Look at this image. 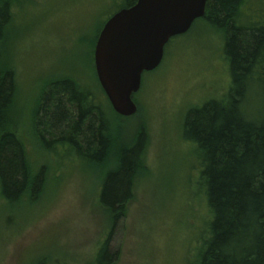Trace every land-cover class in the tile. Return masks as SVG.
I'll return each mask as SVG.
<instances>
[{"label": "rangeland", "instance_id": "1", "mask_svg": "<svg viewBox=\"0 0 264 264\" xmlns=\"http://www.w3.org/2000/svg\"><path fill=\"white\" fill-rule=\"evenodd\" d=\"M10 2L0 68L13 72L9 111L30 177L42 172V185L34 198L26 193L8 203L0 195V264H94L106 239L116 253L113 264H197L210 211L200 153L182 126L189 108L223 98L230 86L223 29L201 17L170 38L160 64L141 76L132 96L136 111L121 116L98 83L93 51L103 23L123 0ZM241 14L246 23L259 19L264 0H245ZM60 79L73 81L106 116L109 145L99 162L78 159L66 145L47 148L37 134L39 96ZM140 132L145 143L133 194L112 225L111 213L98 203L100 187Z\"/></svg>", "mask_w": 264, "mask_h": 264}, {"label": "trees", "instance_id": "2", "mask_svg": "<svg viewBox=\"0 0 264 264\" xmlns=\"http://www.w3.org/2000/svg\"><path fill=\"white\" fill-rule=\"evenodd\" d=\"M135 1L123 0L122 7ZM244 2L206 1L202 18L224 31L230 86L223 98L191 107L183 118V137L200 153L199 179L210 211L197 264H264V14L246 23L241 14ZM10 13V0H0V37ZM14 89L13 72L0 68V195L8 203L26 193L34 198L42 185V172L30 177L13 125L9 109ZM35 126L47 148L66 145L84 161L105 157L106 116L99 103L87 100L70 79L44 87ZM144 143L140 132L119 152L116 166L102 181L98 203L111 213L112 225L132 197ZM115 259L106 239L94 264H113Z\"/></svg>", "mask_w": 264, "mask_h": 264}, {"label": "water", "instance_id": "3", "mask_svg": "<svg viewBox=\"0 0 264 264\" xmlns=\"http://www.w3.org/2000/svg\"><path fill=\"white\" fill-rule=\"evenodd\" d=\"M207 0H136L116 10L102 25L94 45L98 83L112 109L132 115V96L144 72L163 59L170 38L185 33L203 17Z\"/></svg>", "mask_w": 264, "mask_h": 264}]
</instances>
